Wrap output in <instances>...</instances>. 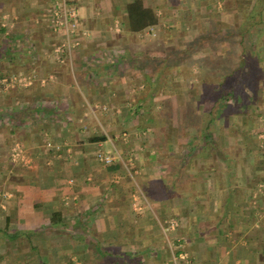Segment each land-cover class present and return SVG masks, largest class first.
I'll use <instances>...</instances> for the list:
<instances>
[{"label":"crops","instance_id":"0c3cea01","mask_svg":"<svg viewBox=\"0 0 264 264\" xmlns=\"http://www.w3.org/2000/svg\"><path fill=\"white\" fill-rule=\"evenodd\" d=\"M132 1L0 0V264H264V40L223 70L181 56L211 1L143 0L131 32ZM224 74L246 107L202 97Z\"/></svg>","mask_w":264,"mask_h":264},{"label":"trees","instance_id":"16d2710c","mask_svg":"<svg viewBox=\"0 0 264 264\" xmlns=\"http://www.w3.org/2000/svg\"><path fill=\"white\" fill-rule=\"evenodd\" d=\"M167 1L171 3L178 2L177 0ZM220 2L222 4L221 15L238 12L241 13L240 21L228 26L227 28L213 29L210 27L208 29H202V31H199L194 38L187 42L185 51L181 53V56L189 59L191 55L197 52L209 50L213 53H218L219 56L224 58L223 62L225 64V68L223 70H225L226 66H229L232 63L236 66L238 64V60L240 61L241 56L244 55L245 57L247 53H251L252 56H254L256 51L259 49L260 41L264 40V0H220ZM243 5H245L244 7H249V12L246 15L242 13ZM210 18L208 20H211ZM126 20L131 32H140L146 28L155 27L160 23L156 10L152 7H144L143 0H133L126 5ZM236 37H238V40L235 39ZM182 57L180 58L181 61ZM228 57L232 60V63L230 64L227 62ZM246 59L247 57H245V60ZM190 60V64L194 66L195 61H193V59ZM247 61H249L252 67H257L259 64L258 58L256 57H250ZM243 67L244 66H236L235 70L241 71L243 70ZM256 75L257 72L255 70L253 74L248 75L250 78L249 81L251 82L250 84H255ZM227 77L228 76L226 74H224L223 77L222 75L217 76V88L215 90L207 89L202 95V97L217 100V109L219 110V113H221V109L225 111V113L227 111L229 113L232 112V106L224 103V101L228 99H233L235 103H240L239 105L242 108L247 105V102L242 100L245 97L243 95V91L239 89V85H237L239 79L240 83H242L246 77L242 74H239L237 77H233L235 84L233 88L228 86L229 82ZM205 78L206 77H202V81L205 80ZM251 89V94L255 95L257 90L254 88ZM193 93L194 92H192V94ZM251 98H253V96ZM258 140L261 141V143L264 142L261 139ZM261 255L264 258V248L262 249Z\"/></svg>","mask_w":264,"mask_h":264},{"label":"rangeland","instance_id":"374dc122","mask_svg":"<svg viewBox=\"0 0 264 264\" xmlns=\"http://www.w3.org/2000/svg\"><path fill=\"white\" fill-rule=\"evenodd\" d=\"M159 1V0H158ZM204 1V0H203ZM209 2L211 1V5L212 6H214L215 5V7H216V10H217V14H215L214 16H213V20H216V23H215V27L216 28H227L228 27V25L230 26V25H232L231 23L230 24H227V21L226 20H224V18H226V16L227 15H229V14H223L224 15V18H222L223 20L221 21V11H222V4H221V2H220V0H208ZM244 6L245 5H243V7H242V13L243 14H248V12H249V7H245L244 8ZM158 12V11H157ZM161 12V11H160ZM211 12H212V14H213V11L211 10ZM166 13H168V12H166ZM201 15H203V14H208L209 13V10L208 9H204V8H201V10H200V12H199ZM220 13V14H219ZM240 14V16H241V13H239ZM159 15V14H158ZM160 16V15H159ZM189 13L187 14V15H184V19L186 18V19H188L189 20ZM199 22V21H198ZM205 22H207V21H205ZM209 23H210V21H208L207 23H205L204 24V27L205 28H203V29H208V28H210L211 26L209 25ZM200 24H201V22H200ZM176 26V23H174V22H168L167 24H164L163 25V27H161L165 32H166V35H169V36H173V37H180V35L182 34V35H188L186 32L189 30V28H188V26H191V25H195V23H193L192 22V20L191 21H189L188 23H187V28H188V30L187 31H184V29L181 31V28L178 30V29H175L174 27ZM202 26V25H201ZM158 32H159V30H158ZM158 32H156L157 34H158ZM235 39H237L238 40V37H236ZM176 41V40H175ZM187 42H189V40H187L186 41V43ZM179 44H180V46H182L183 45V43L181 42V41H176L175 43H172L171 44V46L168 48L169 50H172V51H176L177 49H179ZM0 90H2V89H0ZM16 157V156H15ZM17 160V159H16ZM16 160H14V161H16ZM172 224H174V223H172ZM183 261L185 262V264H189V261H187V260H185V259H183Z\"/></svg>","mask_w":264,"mask_h":264},{"label":"built area","instance_id":"2783aa9c","mask_svg":"<svg viewBox=\"0 0 264 264\" xmlns=\"http://www.w3.org/2000/svg\"><path fill=\"white\" fill-rule=\"evenodd\" d=\"M66 15L67 16L71 15L72 17H74V14L72 13H66ZM56 17H59L58 13L56 14ZM22 82L23 79L17 77H5V78L0 77V89L8 90L14 88L16 85L22 84ZM47 145L50 146V143H47ZM98 159L107 163L111 161L109 158L106 157H99Z\"/></svg>","mask_w":264,"mask_h":264}]
</instances>
